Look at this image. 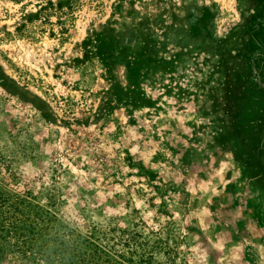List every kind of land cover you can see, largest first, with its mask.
<instances>
[{"label": "rangeland", "instance_id": "1", "mask_svg": "<svg viewBox=\"0 0 264 264\" xmlns=\"http://www.w3.org/2000/svg\"><path fill=\"white\" fill-rule=\"evenodd\" d=\"M0 264H264V0H0Z\"/></svg>", "mask_w": 264, "mask_h": 264}]
</instances>
